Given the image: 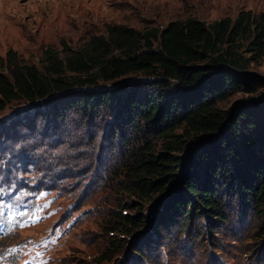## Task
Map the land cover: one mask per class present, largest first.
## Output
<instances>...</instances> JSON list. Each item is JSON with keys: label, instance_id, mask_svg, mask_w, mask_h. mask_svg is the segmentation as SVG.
<instances>
[{"label": "rangeland", "instance_id": "374dc122", "mask_svg": "<svg viewBox=\"0 0 264 264\" xmlns=\"http://www.w3.org/2000/svg\"><path fill=\"white\" fill-rule=\"evenodd\" d=\"M242 11L264 14V0H0V59L14 52L21 63L42 70L46 51L61 53L62 58L69 51H80L93 37L106 38L109 27L159 33L171 22L212 24L226 18L235 20ZM249 73L259 81L260 89L254 94L234 93L219 104V110L261 102L264 53ZM159 80L133 75L83 91H118L144 82L151 85L140 95L171 93L154 85ZM102 101L91 102L97 103L93 112L84 103L73 111L61 110L60 119L53 110L66 107L67 101L59 97L54 100L55 107L53 103L44 107L45 101L38 103L43 109L37 115L32 113L38 104H16L0 113V170L3 178L9 179L4 184L22 188L32 203L30 221L38 224L0 242V264H264V219L259 220L251 206L241 217L240 201L233 196L224 197L227 219L212 223L214 229L210 225L207 229L205 221L200 225V213L191 216L186 225L177 215L175 223L161 227L158 237L154 231L148 239L143 238L145 229L127 238L143 249L146 258L134 257L131 250L104 260L111 242L121 237L114 232L124 204L143 205L122 185L127 179L125 164L131 148L141 147L152 125H144L148 130L143 128L135 135L128 115L119 119L120 124L113 117L112 98ZM30 116L32 120H27ZM135 121V126L139 125L140 119ZM15 124L16 130L11 131ZM153 149L156 154L164 153V142L156 140ZM186 152L173 156H186ZM229 165L224 167H235L234 163ZM143 206L149 232L153 214L150 204ZM138 213L136 208L129 210L131 216ZM21 239L26 240L22 245L25 252L6 253L13 247L10 244Z\"/></svg>", "mask_w": 264, "mask_h": 264}, {"label": "trees", "instance_id": "16d2710c", "mask_svg": "<svg viewBox=\"0 0 264 264\" xmlns=\"http://www.w3.org/2000/svg\"><path fill=\"white\" fill-rule=\"evenodd\" d=\"M107 33L106 38L93 37L80 51H69L62 58L61 53L46 51L42 70L21 63L14 52L0 59V113L12 105L43 101L47 103L44 107L51 103L55 107L54 100L59 97L67 101L66 107L53 110L60 119L61 110L73 111L84 103L93 112L97 103L92 101L112 98L113 117L119 122L128 115L135 135L144 125H152L141 147L131 148L122 189L143 205L150 204L153 222L146 232L144 206L124 204L114 232L122 238L111 242L104 260L131 250L134 257L146 258L143 249L127 238L145 229L143 238L148 239L154 231L158 237L161 227L175 223L177 215L186 225L191 216L200 213V225L205 221L207 229L209 225L214 229L212 223L227 219L225 196L239 199L241 217L251 206L263 220L264 98L253 105L236 104L227 111L218 106L234 93L254 94L261 86L249 71L264 53V14L242 11L235 20L226 18L212 24L175 21L159 33L116 26L109 27ZM133 75L160 78L154 85L172 91L165 96H143L142 89L151 85L144 82L118 91H83ZM40 105L33 106V115L41 112ZM135 119H140L137 126ZM156 140L164 142V153L156 154ZM184 151L186 156H173ZM230 163L235 167L227 168ZM221 188L227 189L222 192ZM132 208L140 213L131 216Z\"/></svg>", "mask_w": 264, "mask_h": 264}, {"label": "clouds", "instance_id": "9594fccd", "mask_svg": "<svg viewBox=\"0 0 264 264\" xmlns=\"http://www.w3.org/2000/svg\"><path fill=\"white\" fill-rule=\"evenodd\" d=\"M8 180L3 178L0 170V242L19 235L22 230L38 226L30 221L32 203L29 197L23 193L22 188L4 184L8 183ZM25 241L21 239L10 244L9 246L13 247L7 248L6 253L21 250L25 252L22 246Z\"/></svg>", "mask_w": 264, "mask_h": 264}, {"label": "snow or ice", "instance_id": "6c2138e0", "mask_svg": "<svg viewBox=\"0 0 264 264\" xmlns=\"http://www.w3.org/2000/svg\"><path fill=\"white\" fill-rule=\"evenodd\" d=\"M24 225H22V227H23Z\"/></svg>", "mask_w": 264, "mask_h": 264}]
</instances>
